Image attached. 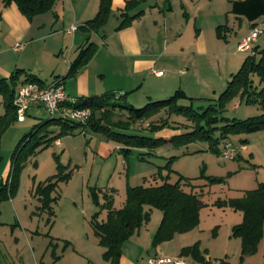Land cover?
Masks as SVG:
<instances>
[{"label": "rangeland", "instance_id": "obj_1", "mask_svg": "<svg viewBox=\"0 0 264 264\" xmlns=\"http://www.w3.org/2000/svg\"><path fill=\"white\" fill-rule=\"evenodd\" d=\"M187 10L190 11L188 7ZM201 10L200 7L198 23H202L208 51L200 53L197 45H193L192 49L197 54L190 67V82L187 80L185 85L187 95L194 99L181 98L178 101V105L192 104L199 111H202L200 106L206 108L210 102H218L216 99L231 74L256 47L252 44L248 50L238 48L239 41L251 29L245 17L228 11L222 14L218 23H213L209 17L201 21ZM167 11H174L176 22L184 19L180 0ZM262 29L263 33L258 36L260 48L264 47V26ZM67 51L68 47H65L62 54L65 56ZM252 78L256 84L259 83L257 74ZM174 79L178 82V78ZM176 89L168 92L153 87V97L148 98L146 85L137 93H129L128 98L115 96L107 100L141 107L149 101L170 96ZM263 111L259 103L246 104L239 96H233L226 101L221 113L227 118H246ZM4 112L0 93V121ZM117 115L114 114L116 120L125 119V116ZM48 118L45 108L30 113L24 122L7 117L9 123L0 132V187L6 181L9 185L12 176L17 177L16 188L0 200V264H105L104 247L90 225L91 215L99 209L92 191L96 192L100 203L109 194L118 201L128 185L148 184L154 180L160 182L164 178L174 182L180 176L190 178L193 186H186V189L199 194L201 200L199 223L187 235L195 238V242L200 238L202 247L207 246L199 247L200 250L211 256L205 262L187 256L191 264H222V261L228 264H264V227L255 252L241 258V240L232 234V227L242 221L243 213L229 203L230 198L241 196L245 190L264 182V127L251 132L231 133L224 138L215 129L210 138H195L188 133L194 130L196 122L184 111L167 106L150 117L131 122L129 128L119 130L127 134H142L147 132V122H157L162 123V135L184 134L186 137L164 142L153 153H147L143 147L132 146L125 155L120 146L130 140L126 136L117 140L98 132L83 134L80 126H75L72 132L58 134L60 124H42ZM34 128L37 135L32 136L31 141L48 131V135L57 134L63 144L58 146L51 141L24 156L31 141L29 137L25 140L23 137ZM188 137L193 138L188 140ZM225 141L234 144L244 141L247 149L233 159H224L220 152ZM18 148L23 150L19 155L14 154ZM153 212L160 213V210L153 208L152 218ZM134 243L131 242L124 251V259L145 260V264L147 259L158 256L187 261L186 256L170 258L155 254L152 243L148 248L138 242L139 246H132Z\"/></svg>", "mask_w": 264, "mask_h": 264}, {"label": "trees", "instance_id": "obj_2", "mask_svg": "<svg viewBox=\"0 0 264 264\" xmlns=\"http://www.w3.org/2000/svg\"><path fill=\"white\" fill-rule=\"evenodd\" d=\"M139 1L141 0L126 1L125 12L118 27L130 24L133 18L142 13V10H138L132 14L129 13V10ZM10 2H15L20 11L28 19H31L36 14L51 10L56 0H3L4 5ZM110 10L111 0H100L96 15L86 20L81 27L87 31H98L105 24ZM230 12L236 16L245 17L252 27L257 23L258 18L264 17V0H232ZM95 49L96 45L93 42L82 46L76 57L70 62L67 75L75 74L81 66L86 64L92 58ZM20 72L21 69H16L8 78H0V93L5 105V112L2 114L0 121V132L9 123V121L7 122L9 118L17 120L13 105V96L16 88L28 81L39 82V79L34 74L27 71H25L24 79L21 80L18 75ZM253 74L258 75V84L253 80ZM115 96L125 97L126 92H107L101 97L90 96L83 98L76 96L79 99L78 106L87 105L91 108V115L84 124L60 115H49V118L42 122V124L46 122L60 124L61 127L58 134L72 132L75 126H80L81 129L86 128L87 131L101 133L107 136V138L120 140L122 136H126L130 140L127 139L125 141L127 144L123 143L120 146L125 155L128 154L132 146L143 147L147 153H153L160 144L185 136L184 134L162 135V123L157 122H147V129H145L147 132H143L142 134H127L119 130V128H129L131 122L150 117L154 112L167 106L184 111L196 122L193 126L194 130L188 133H192L195 138H210L211 132L215 129L219 131L220 137L223 138L231 133L258 130L264 127V111L246 118H227L222 115L221 111L224 109L226 101L233 96H239L240 100L245 101L246 104L259 103L264 109V47H255V51L244 59L235 73L231 74L226 87L221 92L219 98L216 99L218 102H210L206 108L200 106L199 109H202V111L193 108L192 104L178 105V101L181 98L194 99L193 97H189L185 90L180 87L170 96L149 101L141 107H135L133 104L108 102L107 99ZM97 112H99V115H97ZM114 114L125 116V119L119 118L116 120ZM218 122L220 123L219 125H217ZM40 125L41 123L38 124V128ZM35 129L30 130L23 137L24 140L29 137L31 141L32 136L37 135V130ZM47 132L36 136L31 141L24 156L34 153L35 149L41 145L47 146L51 141L59 137L57 134L48 135ZM192 138L188 137L187 139L192 140ZM22 150L18 148L14 154L19 155ZM213 179L215 178H210V180ZM16 182L17 177L15 175L12 176L9 185L7 181L2 184L0 187V200L7 197V193H12L16 188ZM186 186L192 187L193 185L190 178L183 176L178 177L174 182H170L167 178H164L160 182L154 180L148 184L128 185L126 187L124 203L120 207L112 205V198L110 196H106L104 201L100 203L96 192L92 191L93 200L99 205V210L91 215L90 225L99 243L104 247L103 257L109 264H120L123 243L149 221L153 208H158L162 214L152 237V245L155 247L164 241L170 240L176 233L189 231L198 225V209L201 205V200L199 194L192 189H186ZM229 203L232 207L241 210L243 213L242 221L232 227V234L238 236L241 240L240 257L242 258L255 252L259 239L263 234L264 182H260L253 189L245 190L241 196L230 198ZM102 208L106 209L104 218L99 217L100 209ZM180 256H189L201 262L206 261L198 242L182 247L180 249ZM222 264L228 263L222 261Z\"/></svg>", "mask_w": 264, "mask_h": 264}, {"label": "crops", "instance_id": "obj_3", "mask_svg": "<svg viewBox=\"0 0 264 264\" xmlns=\"http://www.w3.org/2000/svg\"><path fill=\"white\" fill-rule=\"evenodd\" d=\"M126 1L111 0V10L105 24L98 31H87L81 26L96 15L100 0H57L51 10L36 14L31 19L20 11L15 2L4 5L3 0H0V78H8L16 69H21L18 73L21 80L27 71L34 74L41 84L62 78L67 94L83 98L101 97L107 92H126L125 98H128L129 93H137L146 85L149 89L148 98L153 97V87L168 92L180 87L186 92L185 82H190L189 71L197 54L192 49L193 45H197L200 53L208 51L202 23H198L200 7L201 21L209 17L211 22L218 23L222 14L230 11L232 0H180L184 16L180 23L176 22V14L173 17L174 11H167L173 9L179 0H141L129 13L138 10H142V13L133 18L130 24L118 27L125 12ZM248 23L251 28V23ZM257 23H262L263 28L264 17L258 18ZM72 24L77 28L70 31ZM189 27L192 29L189 30ZM16 42L21 43L20 48H14ZM89 42L96 45L92 58L75 74L67 75L70 62L79 49ZM253 45L260 48L258 38ZM65 47H68V51L64 56L62 53ZM156 70L164 72L158 75ZM174 78H178V82ZM41 108L44 109V106H33L27 115ZM53 142L58 146L63 144L60 137ZM108 196L112 198L114 207L124 203L125 194L118 201H115L112 194ZM105 215L106 209H100L99 217L104 218ZM152 215L151 222L142 225L130 236V241L123 243L120 264H145V260L135 262L124 259V251L131 242H135L132 246H139L138 242L150 247L162 214L160 211ZM189 232L177 233L179 235L175 234L170 240L158 244L153 249L154 253L182 258L180 249L196 241L187 235ZM198 242L201 249L207 247H202L200 238ZM204 256L206 261L211 257L210 254ZM191 262L187 257L185 264Z\"/></svg>", "mask_w": 264, "mask_h": 264}, {"label": "built area", "instance_id": "obj_4", "mask_svg": "<svg viewBox=\"0 0 264 264\" xmlns=\"http://www.w3.org/2000/svg\"><path fill=\"white\" fill-rule=\"evenodd\" d=\"M262 23L254 24L249 33L244 36L238 43L240 50L251 49L252 44L257 40L260 33L263 31ZM77 28L72 24L69 28L73 31ZM21 43L16 42L14 48H20ZM163 70H156L158 75L163 74ZM78 97L69 95L65 91L63 80L56 78L48 84H41L37 81H28L19 85L13 96V105L15 107L16 118L18 121L25 120L28 110L36 105H42L47 113L51 116L60 115L64 118L84 124L91 115L90 106H78ZM81 133L86 134V128H82ZM58 141L55 142L57 144ZM245 143L234 144L231 141L224 142L220 156L224 159H233L242 150H246ZM162 262H173V264H185L182 259H169L162 257L149 258L146 264H160Z\"/></svg>", "mask_w": 264, "mask_h": 264}]
</instances>
